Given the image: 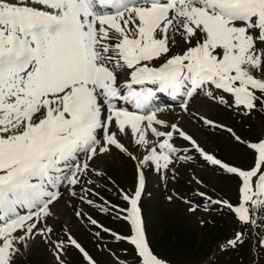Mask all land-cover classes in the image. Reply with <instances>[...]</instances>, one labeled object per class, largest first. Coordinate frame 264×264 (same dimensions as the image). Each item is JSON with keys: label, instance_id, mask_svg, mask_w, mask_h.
Instances as JSON below:
<instances>
[{"label": "snow or ice", "instance_id": "6c2138e0", "mask_svg": "<svg viewBox=\"0 0 264 264\" xmlns=\"http://www.w3.org/2000/svg\"><path fill=\"white\" fill-rule=\"evenodd\" d=\"M201 95L242 123H261L264 0H0V264H29L41 246L50 264H73V250L81 264H97L62 210L102 228L82 205L95 206V178L104 177L113 152L133 163L134 182L131 191L118 190L125 207L102 210L128 225V235H112L132 247V264H172L149 239V173L165 206L180 201L185 215L222 209L232 217V235L212 245L202 264L238 252L246 239L264 251V126L243 138L194 115L190 102ZM177 98L182 113L243 147L247 166L206 151L165 118ZM190 153L237 181L235 201L214 198L197 176L191 195L169 190Z\"/></svg>", "mask_w": 264, "mask_h": 264}, {"label": "rangeland", "instance_id": "374dc122", "mask_svg": "<svg viewBox=\"0 0 264 264\" xmlns=\"http://www.w3.org/2000/svg\"><path fill=\"white\" fill-rule=\"evenodd\" d=\"M190 112L194 115H204L208 119L212 117L219 120L225 125L233 127L237 134L243 138H256L261 129L259 125L264 126V119H261L260 124L251 121L249 122L250 126L248 123H242L239 118H234L230 111L202 95L190 102ZM194 115L176 110L165 114V118L171 122L179 123L201 143L206 151L230 164L247 166L248 156L243 147L233 145L227 132H217L218 129L203 125L202 122L194 118ZM176 143L177 145L183 144L180 140H177ZM190 155L193 156L191 162L177 165V179L169 184V190H174L185 196L191 195L197 187L191 183V180L193 176H197L205 181L208 189H215V192L209 191V194L214 198L235 201L237 181L214 171L213 167L206 164L198 154L190 153ZM102 170L104 177L95 178L97 187L94 188V192H98V195L90 197L94 200L95 206L82 205L88 216L97 220L98 225H101L102 228L89 224L86 217L82 222L78 221L71 209L62 210L63 220L70 221L69 227L73 235L96 259L97 264H118L117 256L120 260L132 264L134 257L132 247L126 241L117 240L112 235V233L121 236L128 235V225L116 218L115 211L105 212L102 209L104 207L111 208L112 205L126 206L121 200L118 190L131 191L134 182L133 163L119 153L113 152L111 162H103ZM148 177V191L152 195L143 201V212L148 224L149 239L152 242L153 250L159 256L172 261V264H184L186 260H191L193 264H202L204 257L210 254L212 245L232 235L236 227L232 217L222 209L213 211L207 216L202 212H198L196 216L185 215L184 205L180 201L165 206L164 192L161 186L156 183V178L151 173L148 174ZM76 203L81 206L79 201ZM198 218H204L209 223L200 227L197 223ZM61 226L58 224L57 228ZM103 228L110 229V232H104ZM96 233H99V236ZM244 244L249 245L247 239ZM247 245L240 247L238 252H228L218 256L216 264H243L242 259L246 254ZM254 250L259 258L256 257ZM247 255L249 256V252ZM252 255L253 264L254 256L255 264H264V251L252 247ZM69 258L73 264H81V256L77 251H71ZM50 261V256L41 246L33 250L29 264H50Z\"/></svg>", "mask_w": 264, "mask_h": 264}]
</instances>
